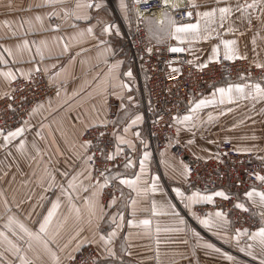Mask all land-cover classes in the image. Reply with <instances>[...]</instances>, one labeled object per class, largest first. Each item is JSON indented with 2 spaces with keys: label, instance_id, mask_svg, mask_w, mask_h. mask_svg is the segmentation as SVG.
<instances>
[{
  "label": "crops",
  "instance_id": "0c3cea01",
  "mask_svg": "<svg viewBox=\"0 0 264 264\" xmlns=\"http://www.w3.org/2000/svg\"><path fill=\"white\" fill-rule=\"evenodd\" d=\"M11 2L12 9H9V3ZM42 0H0V37L9 33V28L3 23L5 20L11 21L12 30L18 33L27 31L28 25L25 24L24 28L19 27L21 18L31 20L33 27L37 29L35 32L29 33L27 36L18 35L10 39H0V45L11 48L13 57L24 59V63H13V57L8 56L4 52V57L8 60V64H0V70L7 71L11 68L15 71L17 68L24 71L34 69L38 65L40 70L44 71L48 77L54 72H60L58 78L54 77L56 83L60 84V97L56 96V92L50 96L52 100V108L48 107V99L44 101V109L30 119L32 125L31 128H26L21 137H17L7 147H0V191L4 193V197H0V211H2L3 198H7L10 203H19L21 211L17 213L22 220L31 212V219L34 220L38 213L46 212L47 207H50L48 201H41L39 198L41 195L55 199L56 195H59V189L56 190L55 195L51 192H45L41 187L39 177L43 174V168L48 166L49 170L60 169L61 171L70 170L69 166L74 165L77 171L84 169L86 166L82 160L76 159V154L83 151L79 148V144L83 141L81 133L84 132L85 126L90 123H95L99 120H109V102L115 100L117 102V119H122L124 123H121L118 127V131L123 135L124 124L128 122L131 116L137 114L142 115V121L133 126L128 133V137L131 138L135 145V151H131L125 147V152L119 156H124V160L120 167L111 170L112 172H120L123 176L133 178L137 172H139V160L145 150L151 153L150 158L146 162V171L143 174V181L145 186L150 187L151 176H160L159 184L162 186L171 197H175V193L171 191L173 187L180 186L186 193L190 194L192 191H197L189 182L185 181L179 176V170H182L183 165L187 164L184 159L177 158L171 152L170 148H158L155 146L150 138L147 127V116L145 107L149 103V86L147 81V73L142 67H138L131 58L130 49L126 45L127 33L131 31L134 24V13H130L131 28L129 23L123 19L121 11L118 7L119 0H104L105 8L102 10L91 9L90 14L93 17L99 16L101 19L118 25L121 35H116L114 32L104 35L102 38L108 43L107 45L97 47L99 40L97 37L101 36L100 25L93 18L91 21H79L73 17L68 19H61L58 17H48L47 13L53 11L51 7H35L36 4L41 3ZM129 3V0H126ZM198 3L210 2V0H197ZM75 0H69V3L64 7L72 8ZM130 4V3H129ZM32 6L29 9V6ZM56 11H60V7L56 8ZM40 15L43 18V23L37 21L35 17ZM63 13L61 12V17ZM194 22V21H190ZM91 23L94 26V36L85 35L79 41L71 39L74 33L86 29ZM59 24V30H53V25ZM72 24H76L77 27H71ZM146 34L148 39L162 46L169 42L180 43L174 38H166L161 43H157L156 40L149 36L147 30ZM63 36L64 41H60L59 37ZM251 33L244 37H236L232 34H223L222 39H238V47L240 52L246 53L249 60L259 59L264 61V43L257 41L259 47L257 52L258 57H254L250 43ZM24 39L29 41H41L45 40L48 43V49L45 50V59L39 61V57H36V61L27 62L30 55L35 54V47H32V53L18 52L17 44L21 43ZM69 44V52L63 53V43ZM219 43V40L213 37L210 40H200L193 42L189 45L186 44L190 60L199 59L200 62L205 61L209 55H211L212 45ZM103 47H108L111 52L106 56H98ZM82 49L84 51H82ZM0 52L3 49L0 48ZM221 54H223V45H221ZM50 57V58H49ZM74 57V59H73ZM107 60V63L104 61ZM116 61H122L119 70L112 75H115L117 79L114 83L116 87H111L108 84L110 76V65ZM52 65H56L52 68ZM131 70L132 75H124ZM17 77L19 73H17ZM97 78L99 80L97 81ZM66 81V83H64ZM235 82L230 79H225L218 83L215 87L226 86L228 83ZM236 82L244 83V80ZM12 83V82H11ZM127 85V88L121 87V85ZM90 85V87H89ZM81 88H86L88 95L81 92L79 96L69 99L65 96V92L72 94L74 90L79 91ZM11 90V84L0 76V97L3 96L5 91ZM213 89L202 97H210ZM112 93H115L114 95ZM131 96L132 101H128L127 97ZM107 101L105 103L104 101ZM124 104L128 110L129 116H124V109L120 107ZM226 107L233 108V112L227 113L225 116L216 118L212 123L205 124L202 127L194 129L195 135L192 132L181 127V131L177 137L182 140L189 151L197 157L209 158L213 156L217 150L218 145L223 140H229L238 148H253L251 151L256 158L264 157V101H250V100H237L232 104L226 103L225 105H210L207 108L201 109L198 116L201 120H207V114L212 112L214 115L218 111H223ZM79 117V120L75 119ZM46 118V119H45ZM243 121L242 123H239ZM255 121V123H253ZM47 125L43 129L40 128V124ZM233 124L237 126L232 127ZM20 126V125H19ZM18 126V127H19ZM15 129V128H14ZM11 129V130H14ZM10 131V130H9ZM39 131L40 136L36 133ZM139 132L140 136L135 137L132 135L135 132ZM8 132V131H7ZM5 132V134L7 133ZM256 139H252V136ZM20 139L26 141L25 151L21 153L17 150L16 145ZM189 140L193 142L188 143ZM215 141V143H209V141ZM143 141V143H141ZM116 142V141H115ZM3 139L0 137V144H3ZM33 143L37 144L41 149V154L36 155L32 148ZM255 146V147H253ZM163 153V156L161 155ZM35 156V159L32 157ZM133 160V166L125 169L123 165L126 163L125 157ZM175 169L176 171H173ZM87 175V172L84 173ZM57 182H61L62 177L59 172L56 173ZM117 183V192L114 193L119 197V189L123 188L125 194L129 192L127 186L119 185L118 180H113ZM88 181L85 180V183ZM258 190H264V185L256 187ZM201 195H211L214 192L221 190H213L210 192H204L198 190ZM223 191V190H222ZM225 192V191H224ZM88 193H83L87 195ZM13 197L15 199H13ZM31 197V200L28 199ZM111 199V197H110ZM109 199V200H110ZM157 201V208L155 213L152 211V200ZM223 197L213 196L212 202H202L193 206V211L197 213V208L205 206L215 201H220ZM102 202V196H101ZM183 209V205L179 204L178 200L174 201ZM240 202H243L252 209L251 213L256 212L253 215L260 221L259 209L252 208V205L247 201L246 197H242ZM103 203V202H102ZM120 201L118 200V205ZM45 204L46 207H35L33 205ZM140 208L143 211H138L135 217L129 215V211L125 210V220L123 226L118 229V236L114 241V249L117 251V258L122 257L125 264H232L231 261L226 260L220 254L210 252L205 248L196 244L195 238L191 232L176 233L165 231V229L174 227L173 218L170 215H166L169 210L164 206V197L159 193H149L148 197L141 198ZM220 209H213L208 212H215ZM13 211H16L14 208ZM61 214L67 212L66 207L61 208ZM118 211V206H113L108 209V217L99 222V231L107 232L111 231L115 224L110 222V217ZM222 211V210H221ZM206 212L205 214H207ZM224 212V211H223ZM227 218L231 221L230 217L224 212ZM198 214V213H197ZM203 214V215H205ZM182 215L188 220L189 226L200 232L204 240L210 241L223 251L228 252L230 255L236 258L238 264H258L253 257L247 256L245 253L239 251L235 243H226L224 240L218 239L208 232L201 225L197 223L191 215L188 214V210H183ZM200 215V214H199ZM201 215V216H203ZM62 219V215L60 216ZM133 219L134 223L129 226L127 220ZM148 219L151 221L149 225H143L139 222ZM117 222L119 218L117 217ZM232 222V221H231ZM25 223L31 224V220H25ZM3 225V220L0 219V227ZM85 228L83 236L88 240H96L93 233L97 231L95 226L89 227L87 224L82 225ZM74 222L70 219L61 233L60 244L61 247L64 244H68L69 247L59 255L63 264H67L68 259L66 257L69 254L75 255L74 251L76 247V241L72 239L74 236ZM160 231H157V229ZM229 235H234V227L231 223L228 229ZM159 241V243H157ZM183 241H187L184 243ZM124 244L129 246V250L132 252V256H128L126 253L121 252L120 245ZM92 245L96 248L98 255H100L101 249L97 243H83L82 248ZM80 249V250H81ZM3 249L0 248V251ZM157 250H159V261L156 259ZM5 255L12 259L10 254ZM116 259V258H114Z\"/></svg>",
  "mask_w": 264,
  "mask_h": 264
},
{
  "label": "snow or ice",
  "instance_id": "6c2138e0",
  "mask_svg": "<svg viewBox=\"0 0 264 264\" xmlns=\"http://www.w3.org/2000/svg\"><path fill=\"white\" fill-rule=\"evenodd\" d=\"M69 0H42L41 3L35 5V7H51L53 11L48 12V17H58L61 19H68L73 17L75 20L79 21H91L95 18L96 22L101 26L100 33L101 36L97 37L99 44L97 47L107 45V41L102 37L106 34L115 33L116 35H121L120 28L118 25L112 24L111 22L101 19L99 16L93 17L90 14L91 9L102 10L105 8L104 0H75L74 6L72 8L64 7L68 4ZM32 6H29V9ZM60 7V11H56V8ZM118 7L121 11L123 19L129 23V28H131L130 13H134V19L137 31H139L140 26L144 25L149 36L154 38L159 44L166 38H174L180 43L188 42L191 45L193 42L200 40H210L213 37L219 40V43L212 45L211 55L208 58L200 62L198 58L195 60H188L187 63L194 65L198 70H203L208 67V64L216 60H220L221 56V45H223V59L227 61H235L237 59L246 60L247 54L241 53L238 47V39H222V35L232 34L236 37H244L245 35L251 33L250 43L252 45L251 51L254 57H258L259 53L257 48L259 45L257 41L264 43V0H210V2L198 3L197 0H132L129 4L126 0H119ZM9 9H12L11 2L9 3ZM61 12L63 16L61 17ZM158 12V15H157ZM179 17V18H178ZM185 18L189 21L194 22H184ZM37 21L43 23V18L40 15L35 17ZM5 25L9 28V33L5 34L0 39H10L17 37L18 35L27 36L31 32L37 31L32 25L31 20H26L21 18L19 27L24 28L25 24L28 25L27 31L23 33H18L12 30L11 21H3ZM53 30H59L60 25L55 24L52 26ZM71 27L76 28V24H72ZM85 35L94 36V26L89 23V26L71 36V39L79 41ZM60 41H64V37L59 38ZM35 47V54L30 55L27 62L36 61V57H39V61L45 59V50L48 49V43L45 40L39 42L33 40L29 41L24 39L21 43L17 44L18 52H28L32 53V47ZM3 52H0V64L7 65L8 60L4 57V52L8 56L13 57V52L11 48L0 45ZM188 48L172 46L169 47L168 51L171 53H183L188 51ZM82 51H84L82 49ZM153 51L152 47L146 49L147 53ZM69 52V44L67 42L63 43V53ZM111 52L108 47H103L98 56H106ZM50 58V57H49ZM74 59V57H73ZM15 63H24V59L21 57L19 60L13 57ZM107 63V60L104 61ZM122 61H116L110 65V76L108 84L111 87H116L117 85L114 81L117 79L115 73L119 70ZM252 65L256 69H259L261 73H264V61L259 59H253ZM56 65H52L55 68ZM35 72H40V67L37 62V66L34 69ZM47 72V69H44ZM174 71H179V69H174ZM247 71V70H246ZM33 69L24 71L17 68L13 71L9 68L7 71L0 70V76H2L6 81L11 84V82L17 80V73L20 77H24L26 80L35 83L32 79ZM124 75L131 76V70L126 72ZM60 76V72L52 73L48 79L50 84H54L57 88L56 96L60 97L61 85L56 83L55 78ZM244 80V83H228L226 86L214 87L210 94V97H201L199 99H190L188 101L189 107L186 114L175 115L171 119L176 122V133L179 135L181 127L188 130L195 135L194 129L202 127L205 124L212 123L216 118L225 116L227 113L233 112V108L226 107L223 111H218L215 115L212 112L207 114V120H201L198 113L201 109L207 108L210 105H225L226 103L232 104L237 100H250V101H264V75L260 77L259 80H253L251 73L248 72L247 75H241L240 77ZM99 78H97V81ZM66 83V81L64 82ZM90 87V85H89ZM123 88H127V85H121ZM15 89L10 91H5L3 96L9 101L7 103V109L15 112ZM81 92L88 95L86 88H81L79 91L74 90L69 96L65 92V96L72 99L79 96ZM113 95L115 93H112ZM22 103L27 102V97H22ZM128 101H132V97H127ZM107 103V101H104ZM49 109L52 108L51 98L47 101ZM124 109V116L128 117L129 113L126 106L122 103L120 105ZM44 109V102L40 101L33 105L28 110V116L31 118L33 115L40 113ZM264 111V109H262ZM142 115L131 116L127 123L124 124L122 129L123 135L118 131V127L121 123H124L122 119L116 120H99L95 123H90L85 126L84 132L81 133L83 136L89 129H99L107 128L109 123L113 124L115 127L112 131V136L115 138L116 144L114 151L109 152L106 147H101L102 139L105 136V131H98V136L94 135L92 139H84L82 143L79 144L80 151L76 154V159L82 160L85 164V168L77 171L74 165H70V170L61 171L60 169L49 170L48 166L43 168V174L39 177V183L45 192H51L55 195L56 190L59 189V195H56L55 199H50L41 195L39 198L41 201H48L50 207H47L46 212H41L37 214L36 219H31V212L29 215L22 220L17 214L21 211L19 203H10L5 197L2 201V211H0V219L3 220V225L0 227V264H63L60 252H63L69 247L68 244H64L61 247L60 239L61 233L68 221L71 219L74 222V236L73 240L76 241V247L74 251L79 252L83 243H97L101 249L100 255L94 257L90 261H85L83 264H125L122 257L117 258V251L114 249V241L118 236V229L123 226L125 220V210L129 211V215L135 217L138 211H143L140 208L141 198L149 196V193L156 194L159 193L164 197V206L169 210L166 215H170L173 218L174 227L165 229V231L176 232V233H186L191 232L192 236L195 238L196 244L193 245L195 248L197 245L220 254L226 260L231 261L232 264H238L235 257L230 255L228 252L223 251L221 248L217 247L210 241L204 240L200 232L196 231L194 228L189 226L188 220L182 215L183 210H188V214L197 221L204 229L212 233L218 239L224 240L226 243H235L239 251L245 253L247 256L253 257L258 264H264V190H258L255 186H252L248 191L244 193V197L250 202L252 208L259 209L260 223L259 226L255 227V230H250L249 228H236L234 229V235H229L228 229L231 226V221L227 218L226 214L217 210L214 213L208 212L207 214L201 216L194 212L193 206L198 205L202 202H212L213 196L223 197L228 199V195L224 191H217L211 195H201L197 191H192L190 194L180 187H173L172 192L175 193V197L169 196L168 192L159 184L160 176H151L150 187L145 186L143 181V174L146 171V162L151 156V153L147 150L143 152L142 157L139 160V172L135 174L133 178H128L123 176L120 172H112L108 166H105L102 170L95 167L96 152H99L100 156L108 161L113 162L119 155L125 152V147L131 151H135V145L131 138L128 137V133L133 126L138 125L142 121ZM46 119V118H45ZM75 119L79 120V117ZM163 119V117H160ZM240 121L239 123H242ZM255 123V121H253ZM44 123L40 124V128L46 127ZM237 125L233 124L232 127L235 128ZM30 119H24L19 127L14 130H10L5 134L3 128H0V137L3 139V144L0 147H7L9 143L15 140L17 137H21L25 132L26 128H31ZM37 136L41 133L37 131ZM135 137H139L140 133L137 131L133 133ZM252 139H256L253 135ZM95 141V143H94ZM193 141L189 140L188 143L191 144ZM143 143V141H141ZM179 143V140L176 141ZM209 143H215V141H209ZM17 150L23 153L26 147V141L20 139L19 143L16 145ZM255 147V146H253ZM33 150L36 155L41 154V149L37 144L33 143ZM95 148V151H93ZM237 151L251 152L253 148H238ZM91 153V154H90ZM163 156V153H161ZM35 159V156L32 157ZM126 163L123 165L125 169L133 166V160L131 158L125 157ZM258 159L264 161V157H258ZM173 171H176L173 169ZM191 168L184 164L182 170H179V176L187 181L191 173ZM62 177L61 182H57L56 173ZM87 172L85 176L84 173ZM251 175L255 176V179L264 185V174L259 171H254ZM85 180L88 181L85 183ZM113 180H118L119 185L127 186L129 192L125 194L123 188L119 189V197L115 194H111V199L105 203L101 202V196L103 190L107 188ZM83 193H88L83 195ZM0 197H4V193L0 191ZM13 199H15L13 197ZM31 200V197H28ZM179 201V204L183 205V209L175 202ZM118 200L120 201L118 205ZM40 206L41 208L46 207L45 204L33 205V210L35 207ZM113 206H118V211L114 213L109 219L115 227L111 231L105 234L99 231V222L108 217V209ZM66 207L67 212L61 214V208ZM234 207L242 210L243 212L252 211L251 208L246 206L245 203L237 202ZM16 211H13V209ZM157 208V201L152 200V211L155 213ZM256 215V212L252 213ZM62 215V219L60 216ZM117 217L119 222H117ZM25 220H31V224L25 223ZM129 226L134 223L133 219L127 220ZM143 225H149L150 220L144 219L139 222ZM87 224L89 227L95 226L97 231L93 233L96 240H88L83 236L85 228L82 226ZM157 231H160L158 228ZM187 243V241H183ZM159 243V241L157 242ZM120 250L126 253L129 257L132 256V252L129 250V246L124 244L120 245ZM5 253L10 254L12 259H9ZM116 258V259H114ZM66 259L71 261H76V257L69 254ZM156 259L159 261V250H157Z\"/></svg>",
  "mask_w": 264,
  "mask_h": 264
},
{
  "label": "built area",
  "instance_id": "2783aa9c",
  "mask_svg": "<svg viewBox=\"0 0 264 264\" xmlns=\"http://www.w3.org/2000/svg\"><path fill=\"white\" fill-rule=\"evenodd\" d=\"M132 3V0H129ZM158 15V12H157ZM179 18V17H178ZM184 22H190L185 18ZM126 45L130 49L133 62L142 67L147 73L149 86V103L145 107L147 127L152 143L158 148L169 147L177 158L184 159L191 168L188 182L196 189L204 192L223 190L228 199H222L197 208L200 215L213 209H220L228 214L234 229L249 228L255 230L260 221L251 212H243L234 207L237 200L244 197V193L252 186H262L251 175L254 171L264 174V161L256 158L251 152L237 151V147L229 140H223L217 147L215 154L209 158H200L192 154L186 144L177 137L176 122L171 119L175 115H184L189 107L190 99H199L211 91L218 83L225 79L233 81L242 80L241 75L251 73L253 80H259L264 73L252 65V61L237 59L227 61L223 59L211 61L208 67L198 70L194 65L187 63L188 51L183 53H171L169 47L179 46L187 48L186 44L169 42L159 46L151 42L146 34L144 25L137 31L136 24L132 26L126 36ZM153 51L146 52L148 47ZM179 69V71H174ZM247 70V71H246ZM35 83L24 77H17L11 83V89H15V108L12 112L7 109L9 102L4 96L0 97V128L5 132L21 125L24 119H28V110L37 102L46 101L57 88L50 84L48 75L40 70L32 74ZM22 97H27V102L22 103ZM117 102H109V121L117 119ZM163 117V119H160ZM115 126L111 123L107 128L89 129L83 135L84 139H92L98 136V131H105L101 147H106L109 152L115 149V138L112 131ZM179 140V143L176 141ZM95 143V141H94ZM95 151V148H93ZM91 154V153H90ZM124 156H118L113 162L104 160L99 152H96L95 167L102 170L108 166L111 170L121 166ZM118 190L117 183H112L103 190L102 202H107L111 194ZM76 261L68 260L67 264H83L98 256L96 248L92 245L85 246L75 255Z\"/></svg>",
  "mask_w": 264,
  "mask_h": 264
},
{
  "label": "rangeland",
  "instance_id": "374dc122",
  "mask_svg": "<svg viewBox=\"0 0 264 264\" xmlns=\"http://www.w3.org/2000/svg\"><path fill=\"white\" fill-rule=\"evenodd\" d=\"M232 83H239V82H236V81H235V82H232ZM240 83H241V82H240Z\"/></svg>",
  "mask_w": 264,
  "mask_h": 264
}]
</instances>
